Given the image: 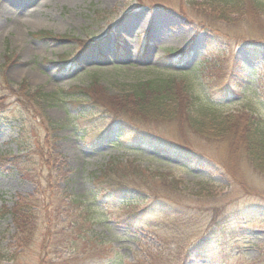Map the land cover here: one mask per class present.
<instances>
[{"label": "rangeland", "instance_id": "1", "mask_svg": "<svg viewBox=\"0 0 264 264\" xmlns=\"http://www.w3.org/2000/svg\"><path fill=\"white\" fill-rule=\"evenodd\" d=\"M210 5L0 0V264H105L111 247L127 263L148 264L159 250L155 233L130 229L126 215L132 209L106 211L101 201L85 196L91 173L98 175L109 161L132 160L176 176L185 203L199 193L190 225L198 241L208 239L207 231L212 235L210 244L195 249L190 240L185 264H264V175L243 148L230 151V135L216 140L194 132L186 117L162 120L152 109L127 103L128 118L164 146L190 153L187 167L132 144L117 146L112 130L90 142L104 123L96 118L86 137L83 120L66 113L69 92L95 81L106 97L123 93L133 100L128 91L136 83L172 78L207 111L231 116L232 123L242 126L252 114L264 119V13L218 18ZM22 125L29 128L28 150L18 139ZM128 175L139 185L145 180ZM73 197L92 205L93 221L78 206L81 216L68 217ZM22 205L31 209L15 222L12 212ZM73 221L84 229L71 228ZM157 234L166 237L162 229ZM169 238L165 250L179 240ZM164 257L166 264L175 262L174 254L164 251Z\"/></svg>", "mask_w": 264, "mask_h": 264}, {"label": "trees", "instance_id": "2", "mask_svg": "<svg viewBox=\"0 0 264 264\" xmlns=\"http://www.w3.org/2000/svg\"><path fill=\"white\" fill-rule=\"evenodd\" d=\"M204 2L211 4L212 11L218 14V18H228L227 16L230 15L238 16L245 10L250 13H264V0H204ZM97 87V81H95L86 90L72 89L68 95L70 101L67 104L66 113L74 121L83 120L85 126L81 131L85 133L84 136L87 135L86 137H88V134L93 131L96 118L104 123L103 127L96 132L97 135H91L88 141H98L100 137L104 139L112 130L118 140L115 143L117 146L123 145V142L125 145L132 144L145 151H153L163 157L177 159L182 166L188 167L187 157L190 153L182 148L164 146L154 134L145 131L138 125L139 123H135L130 117L128 118L127 103H130L133 106H138L141 111H146L147 108L152 109L156 116H160L158 118H162V120L179 121L186 117L188 119L187 125L194 132L207 133L216 140L227 138L230 135L228 140L230 141V151L235 154L237 149L243 148L244 151H240L245 154L249 164L257 172H260L259 174L264 175L263 118L255 117L252 114L251 117L245 119V124L242 126L232 123L229 120L231 116L220 117L213 111H207L208 106L200 105L195 97L187 93L182 83H178L176 79L172 78L136 83L131 86L130 92L128 91L133 100L126 98L123 93L117 94L115 98L106 97L102 92L103 88ZM45 100L48 98L46 97ZM74 125L77 128L76 123ZM26 128L23 125L20 126L18 139L24 142L25 150H28L30 133L29 128L27 126ZM236 137L240 138V141H237ZM52 153L56 158L57 154L54 151ZM54 156L50 154V158ZM135 162V160L125 163L109 161L98 172V175L91 173L90 180L88 179L91 188L85 196L90 197L91 202L101 201L106 206V211L115 209L119 212H127L128 209H132L126 215V224L130 229L134 231L136 227L141 232L144 231L152 235L155 233L158 242H160L159 250L155 257H151L148 264H166L167 258L164 257V251L168 256L174 254L175 262H172L173 264H185L186 259L189 258L186 248L190 245V240L193 241L191 248L195 249L202 244H210L209 240H211L212 235L210 231H207L206 236L209 240L202 237L198 241L197 232L193 231L195 225H190L193 220L194 206L198 202L196 197L199 193L195 191L196 197L193 199L190 196L188 203H185L183 196L185 187L179 188L181 183L178 182L176 176L170 172L169 174L162 173V171L152 167L142 168L139 164L134 165ZM128 174L139 178V182L143 178L145 180L142 181V185H139ZM143 182H147L150 187L152 186V190H149L151 193H146L142 189L145 185ZM59 198L61 201L62 196ZM68 202L73 211L68 217L72 214L78 215L77 212L79 211L75 210L78 206L80 212L84 213L85 219L93 221L96 212L93 211L92 205L84 201L82 197H73ZM25 208L22 205L13 210L12 213L17 212L13 215L15 222H19L20 217H24V211L31 209L30 206L26 210ZM213 209L215 208H211V211ZM218 216V212L214 213L212 221L216 222ZM80 223L81 221H73L69 226L82 231L84 227ZM161 229L165 232L166 237H159L163 234H157ZM169 236L179 237L177 242L174 241V246L169 247L170 251L165 250L166 245L171 242ZM196 240L198 241L197 244L195 243ZM180 243L182 246L179 248ZM54 245L60 247L62 244L58 241ZM111 250L109 248L110 257L107 255L104 257L105 264H142L135 260L133 263H127L117 250L112 247ZM181 256L182 261L180 260Z\"/></svg>", "mask_w": 264, "mask_h": 264}, {"label": "bare ground", "instance_id": "3", "mask_svg": "<svg viewBox=\"0 0 264 264\" xmlns=\"http://www.w3.org/2000/svg\"><path fill=\"white\" fill-rule=\"evenodd\" d=\"M180 148V147H179Z\"/></svg>", "mask_w": 264, "mask_h": 264}]
</instances>
